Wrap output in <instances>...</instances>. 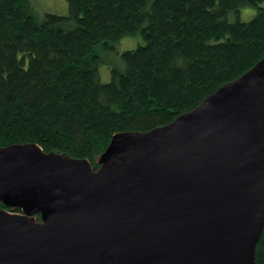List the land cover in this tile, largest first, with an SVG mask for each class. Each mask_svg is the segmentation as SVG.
Returning a JSON list of instances; mask_svg holds the SVG:
<instances>
[{"label": "water", "instance_id": "95a60500", "mask_svg": "<svg viewBox=\"0 0 264 264\" xmlns=\"http://www.w3.org/2000/svg\"><path fill=\"white\" fill-rule=\"evenodd\" d=\"M87 159L0 149V264H255L264 58L196 109ZM40 214L41 220L34 218Z\"/></svg>", "mask_w": 264, "mask_h": 264}, {"label": "trees", "instance_id": "16d2710c", "mask_svg": "<svg viewBox=\"0 0 264 264\" xmlns=\"http://www.w3.org/2000/svg\"><path fill=\"white\" fill-rule=\"evenodd\" d=\"M66 2L39 18L31 0H0V149L35 143L97 170L115 135L172 123L264 58V0ZM138 34L102 82L99 48Z\"/></svg>", "mask_w": 264, "mask_h": 264}, {"label": "rangeland", "instance_id": "374dc122", "mask_svg": "<svg viewBox=\"0 0 264 264\" xmlns=\"http://www.w3.org/2000/svg\"><path fill=\"white\" fill-rule=\"evenodd\" d=\"M33 9L39 18H42L46 13L57 15H67L69 12L68 3L66 0H31ZM241 19L248 21L256 14L254 8H242ZM73 26V25H72ZM145 43L140 34L135 36L123 37L116 43H113V49L99 48L101 63L99 66L102 82H109L111 79L112 68L121 67V54L125 50L135 49Z\"/></svg>", "mask_w": 264, "mask_h": 264}]
</instances>
